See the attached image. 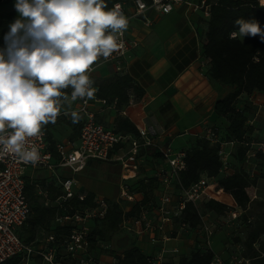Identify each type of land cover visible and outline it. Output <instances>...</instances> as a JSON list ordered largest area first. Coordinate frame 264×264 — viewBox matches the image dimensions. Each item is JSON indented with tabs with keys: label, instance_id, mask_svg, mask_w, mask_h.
I'll use <instances>...</instances> for the list:
<instances>
[{
	"label": "trees",
	"instance_id": "16d2710c",
	"mask_svg": "<svg viewBox=\"0 0 264 264\" xmlns=\"http://www.w3.org/2000/svg\"><path fill=\"white\" fill-rule=\"evenodd\" d=\"M5 0H0V5ZM202 1V0H200ZM129 0H104L105 10H111L117 3H125ZM211 5L210 17L207 19L208 29L203 43L202 56L207 62V76L232 88L224 99L215 105V114L218 117L227 118L229 127L225 138L219 137V142L214 143L206 136L199 137L194 145L185 151L187 168L180 175L181 185L188 189L200 182L203 178L214 180L218 184V189L232 196L238 209L242 211L241 217L247 221V238L244 243L243 258L249 260L250 264H264V202L257 205L254 216H248V212L254 204V191L258 178L253 171L259 169L255 167L260 160H264L263 155H258L248 163V152L250 141L248 138L249 128L247 109L238 110L237 102L243 95L251 96L254 93H264V42L257 37L230 38V33L239 31L235 21L244 19L251 21L255 19L264 29V5L261 0H207ZM16 14L10 13L0 17V49L4 47V36L10 30L9 25L15 21ZM93 84L99 89V96L107 99L109 107H114L117 111H122L128 107L131 98L141 101L144 98V90L135 84L129 75H114L108 79L95 80ZM69 89L63 90L65 98H62L63 105L69 96ZM60 118L68 119L73 130V140L80 137L81 118L73 122L72 117L59 115ZM53 123L44 126V130L49 133ZM116 133L123 136H131L140 139L137 126L129 118L117 116L114 128ZM49 142V152L54 160L59 161L57 145L47 135ZM236 143L234 152L231 155L229 164H236L237 169H230L231 173L224 174L225 164L220 156L221 143ZM147 162L160 161L164 164V159L159 152L147 150ZM152 154V155H151ZM251 164V165H249ZM62 176V175H60ZM264 179V175L260 176ZM259 177V178H260ZM70 178L60 177V181ZM58 178L47 183L44 180L34 181L27 177L26 195L30 205L31 214L26 225L20 230V237L31 243L35 240L38 230L49 231L47 234H54L57 238L67 236L70 233L68 227L56 223L59 216L64 214H74L76 210H83L86 207H93L95 194L91 192L78 191L76 197L70 201L56 204V201L63 196L62 184ZM129 187L132 193L140 194L143 198L130 212L125 211V207L120 202H109L110 208L105 219L95 221L90 226L89 239L94 250L100 243L111 244L114 236L120 233L124 222L128 219L141 216L142 209L149 210L156 207L162 192V181L158 176H152L130 182ZM180 186L176 185L179 191ZM44 192L47 197L39 194ZM83 197V199H81ZM49 205H46V203ZM205 212L214 213L218 216L227 215L230 208L215 201L208 200L202 202ZM178 227L182 223H187L190 231H196L202 225V218L199 205L196 207L192 203L186 205V209L180 219H176ZM28 231L29 238L23 236L24 231ZM200 242V241H199ZM199 244L189 256L182 257L178 262H165L164 264H212L216 254L206 244ZM97 256L102 253L96 250ZM112 251V250H111ZM111 251V254H113ZM116 254V253H114ZM117 255V254H116ZM124 264H148V256L138 247L133 246L126 250L123 255H118ZM6 264H20L19 259L12 260Z\"/></svg>",
	"mask_w": 264,
	"mask_h": 264
},
{
	"label": "built area",
	"instance_id": "2783aa9c",
	"mask_svg": "<svg viewBox=\"0 0 264 264\" xmlns=\"http://www.w3.org/2000/svg\"><path fill=\"white\" fill-rule=\"evenodd\" d=\"M183 2L184 0H129V2L117 3L115 6H120V11L128 21L130 17L142 18L146 25L151 26L152 21L148 19L146 13L155 11L161 14H170L177 5ZM128 8L133 9L131 16L128 15ZM192 8L195 11H203L207 19L210 17L211 5L208 4L207 0L192 5ZM117 35L118 42H123L124 47L119 52L113 53L107 60L101 57L92 66V71L89 73L91 80L102 65H115L116 70L123 73L124 64L130 52L139 46L136 40L128 37L127 30L122 36ZM4 48L5 45L1 49ZM92 87L95 89L92 99L85 97L73 101L71 98L72 89L69 91L67 101L73 104L75 108L60 112L59 115L72 117L71 114L76 112L81 118L82 127L78 145H57L59 161L54 160L51 152H49L47 133L43 130L39 136L28 140V146L35 147L40 155V159L35 165L32 163L25 164L15 155L0 153V264H6L15 259H19L20 264H124L120 257L116 256H112L108 262L102 259L105 254L109 256L108 251L113 250L112 244L100 243L96 250L101 251L102 254L97 256L98 252L92 248L89 239L91 231L89 224L105 219L110 208V201L104 198L96 197L93 207L76 210L74 214H64L57 218V224L70 229L67 236L57 238L54 234H48L44 245L26 243L20 237V230L26 225L31 214L26 195V179L29 171L35 172L39 169L51 171L60 181V175L56 174L57 169H66L77 174L84 171L91 161L119 164L122 168L123 182L120 201L129 202L134 201L136 194L131 192L129 183L137 177L141 167V159L146 157L142 151L159 152L164 159V164L157 174L162 181V192L155 207L159 222L156 223L150 217L148 210L142 209L140 217L128 219L122 226L125 228L131 224L132 227L129 230L139 236L147 232L150 233L152 245L158 244V236H162L163 247L157 255L148 258V264H164L167 262L168 255L180 252L178 248L173 250L166 248V243L180 238L179 234L173 237L169 236L166 233V224L180 219L188 203L197 207L199 203L204 201L215 200L230 208L228 214L233 220L241 217L242 211L238 209L232 196L222 189L219 190L216 181L203 178L188 189L182 187L180 175L187 168L186 153L176 152L171 147H161L145 128L138 129L140 139H136L118 134L113 128L98 122V112L109 107V103L107 99L99 96V89L93 83ZM206 137L214 143L219 142V137L213 131H210ZM247 145L250 147L247 156L248 163L258 155L264 156V141L252 142ZM119 146L120 149L124 150L122 154L116 153ZM235 147L236 143L233 142L221 143L220 156L225 164L223 168L225 173L229 172L227 162ZM227 148L231 150L227 151ZM60 184H62L64 194L56 201V204L63 206L61 203L74 199L76 192L73 179L60 181ZM176 185L181 187L179 191L176 190ZM174 190L176 191V198L172 194ZM216 193H218L217 196ZM39 194L47 197L42 191ZM227 196L232 200H226L224 197L228 199ZM256 199L258 197L254 196V200ZM46 205L49 203L47 202ZM201 218L202 225L196 231L203 233L204 243L211 248L214 229L202 213ZM180 228L190 231L187 223H182ZM224 261L219 256H215L212 264H250L249 260L237 255H232L229 263Z\"/></svg>",
	"mask_w": 264,
	"mask_h": 264
},
{
	"label": "crops",
	"instance_id": "0c3cea01",
	"mask_svg": "<svg viewBox=\"0 0 264 264\" xmlns=\"http://www.w3.org/2000/svg\"><path fill=\"white\" fill-rule=\"evenodd\" d=\"M198 3H200V0H184L170 14L149 11L146 16L152 21L151 26L146 25L142 18L130 17L127 35L130 39L136 40L139 46L130 52L124 64L123 73L118 72L115 65H102L96 71L93 79L102 80L117 74H126L144 90L145 95L141 101L132 97L130 105L122 111H117L114 107H106L100 110L97 114L98 122L106 127L114 128L117 116L129 118L138 129L145 128L158 145L171 147L176 152L187 151L199 137L207 136L210 131L217 132L221 138L226 137L229 121L227 118L218 117L215 114V105L231 93L232 88L211 80L206 74L208 65L202 56V52L208 23L203 11H195L192 8V5ZM127 12L131 16L133 9L128 8ZM171 88L174 89V93L168 95L167 92ZM67 102L61 105V113L75 108L73 104ZM236 108L238 110L247 109L248 137L252 138L251 140L254 142L264 141V93H254L251 96L243 95L237 102ZM57 131L58 128H53L52 125L49 133H47L56 145H78L79 137L73 140V133ZM124 147L126 148V146ZM230 150L227 148V151ZM123 152L124 150L120 149V146L117 147L116 153L122 154ZM149 153L146 154L149 155ZM148 157L150 159V156ZM147 158L141 159V167L137 177L130 182L157 176L160 172L163 166L162 162H147ZM230 159L231 157L228 158V162ZM256 166L259 169L253 171V174L258 178L254 194L258 198H264V179L260 177L264 175V160L262 159L257 165H254V169ZM61 170L64 173L60 177L69 178L65 175V171L68 170ZM57 171H60V169H57ZM230 173L231 171L228 172V174ZM28 178L34 181L44 180L47 183L52 178L51 181L54 180L52 172L46 169H39L35 172L29 171ZM70 179L74 180L76 193L78 191L91 192L97 197L104 198L88 189L82 188L73 177ZM120 180L118 198L116 200L104 199L110 202L120 201L121 186L123 184L121 166ZM172 194L176 198L175 190ZM142 198L140 194H135V204L138 201L140 202ZM224 198L232 200L229 197L228 199ZM134 206L126 207L125 211L130 212ZM155 209L154 207L151 211L152 214L149 215L158 223L159 216ZM208 215L210 216L211 214L209 213ZM130 227L132 225L128 224L121 231L126 229L125 232L135 239L137 243L135 247H138L144 254L152 257L161 251L163 247L162 236H158V244L152 245V235L150 233L147 232L139 236L131 232L129 230ZM40 232L38 231L35 240L31 242L32 244L44 245L47 236L42 230L40 238ZM168 232L172 233L169 236L179 234V240L172 241L182 242L186 252L182 253L180 251L178 254L168 255L166 258L167 262H178L176 259L180 255H182L181 258L189 256L192 250L199 245L197 240L201 241L202 237V241H204L203 233L182 230L180 227L175 228V222L166 224V233ZM172 241L166 243V245L169 243L171 245ZM128 242L129 240L127 239ZM113 243L114 240L112 241ZM126 250L128 249L119 254L116 253L117 255L109 254L110 257L105 254L102 259L108 262L112 256H122Z\"/></svg>",
	"mask_w": 264,
	"mask_h": 264
},
{
	"label": "clouds",
	"instance_id": "9594fccd",
	"mask_svg": "<svg viewBox=\"0 0 264 264\" xmlns=\"http://www.w3.org/2000/svg\"><path fill=\"white\" fill-rule=\"evenodd\" d=\"M14 8L19 18L0 49V153L35 165L40 155L28 140L56 122L63 90L72 89L73 101L94 97L92 66L124 47L117 34L127 30L128 20L119 5L106 11L104 0H16ZM235 24L239 31L230 38L264 42L255 19ZM71 115L78 121L76 112Z\"/></svg>",
	"mask_w": 264,
	"mask_h": 264
},
{
	"label": "rangeland",
	"instance_id": "374dc122",
	"mask_svg": "<svg viewBox=\"0 0 264 264\" xmlns=\"http://www.w3.org/2000/svg\"><path fill=\"white\" fill-rule=\"evenodd\" d=\"M16 0H5L2 5H0V17L7 16L10 13L16 14V19L19 18V14L14 8ZM262 3V2H261ZM263 4V3H262ZM264 5V4H263ZM69 90L71 88H68ZM68 103V102H67ZM61 112V111H60ZM68 119L66 118H60L57 117L56 122L53 124V128H58L57 132L61 133H72V127L68 123ZM102 121V120H101ZM103 122V121H102ZM44 127V126H43ZM42 127V130L44 131V128ZM46 132V131H45ZM47 133V132H46ZM249 138V137H248ZM252 139V138H251ZM250 138L249 140L252 141ZM228 165V162H227ZM231 166H228L229 171L230 169H237V165L232 163L229 164ZM251 165V164H249ZM88 168L82 172H79L77 174H73L70 171H65V175L69 178H74L78 184L82 186L85 190L88 189L94 193H96L99 196H102L104 198H107L108 200H116L120 194V166L118 164H111L106 162H100V161H91L89 163ZM64 173L61 169L60 171L56 170V174L62 175ZM226 174V173H224ZM54 178H56L55 175H53ZM41 179V178H40ZM53 179V178H52ZM51 179V180H52ZM50 180V181H51ZM41 182V180H39ZM255 193V191H254ZM137 194V193H136ZM255 195V194H254ZM258 197V196H257ZM260 202H264V198L259 197L258 199L254 200V204L252 205V209L248 212V216H254L257 210V205ZM120 203L126 208L136 205V200L133 202H124L120 201ZM138 203H140L138 201ZM153 207H151L148 212L150 215L152 214ZM199 209L200 212L205 215V219L208 223L212 224L214 229V236L211 240V249L216 254V256H219L220 258H224L226 261L225 263H229L230 256L237 255V256H243L244 254V243L247 238V221L245 218L239 219V220H233V218L230 217L229 214L218 216L212 213L210 216L208 215L209 212H205L203 209L202 203H199ZM92 224V223H91ZM178 227V224L175 223V228ZM179 228V227H178ZM126 229H123L116 237L114 236V243L112 244V248L115 250H112L111 252L114 253H121L125 249H129L132 246H136V241L133 237H131L128 233L125 232ZM176 230V229H175ZM40 232L39 237L41 238L42 229L38 230ZM45 236H47V233L49 231L44 230L43 231ZM168 235L172 233H167ZM132 235V234H131ZM24 238H29L28 231H24L23 233ZM172 237L174 235H171ZM204 236V235H203ZM201 237V234H200ZM128 239L129 242L126 243V245H121L120 242ZM264 239V237H263ZM204 242V241H203ZM198 244H202V237L201 241L199 242L197 240ZM230 245V246H226ZM174 247L178 248L182 253H185L186 250L183 247V243L179 241H172L171 245L170 243L166 245V248L168 250H172ZM109 254H111L109 252ZM182 255H180L176 260L179 261ZM223 259V260H224Z\"/></svg>",
	"mask_w": 264,
	"mask_h": 264
},
{
	"label": "water",
	"instance_id": "95a60500",
	"mask_svg": "<svg viewBox=\"0 0 264 264\" xmlns=\"http://www.w3.org/2000/svg\"><path fill=\"white\" fill-rule=\"evenodd\" d=\"M172 93H174V89L173 88L169 89L168 92H167L168 95H171ZM126 243H127V239H125V240L120 242L121 245H126Z\"/></svg>",
	"mask_w": 264,
	"mask_h": 264
},
{
	"label": "bare ground",
	"instance_id": "6f19581e",
	"mask_svg": "<svg viewBox=\"0 0 264 264\" xmlns=\"http://www.w3.org/2000/svg\"><path fill=\"white\" fill-rule=\"evenodd\" d=\"M261 2L264 4V0H261ZM217 196V195H216Z\"/></svg>",
	"mask_w": 264,
	"mask_h": 264
}]
</instances>
